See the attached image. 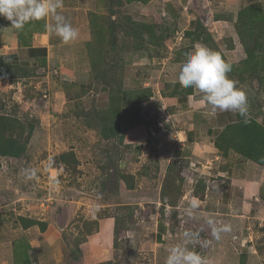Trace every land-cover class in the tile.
I'll return each instance as SVG.
<instances>
[{
    "label": "rangeland",
    "instance_id": "374dc122",
    "mask_svg": "<svg viewBox=\"0 0 264 264\" xmlns=\"http://www.w3.org/2000/svg\"><path fill=\"white\" fill-rule=\"evenodd\" d=\"M125 2L63 0L58 11L79 31L70 43L49 30L51 17L17 30L0 16V68L10 70L7 80L0 78V115L21 122L6 138L25 149L19 158L0 156V264H15L17 246L26 247L33 264H82L80 255L74 257L77 239L95 233L99 220L110 215L116 218L114 254L103 264H166L175 246L198 253L207 264H264V221L221 204L222 193L235 192L218 172L232 166L236 153L225 156L215 139L205 144L198 136L195 141L204 144L195 150L201 149L202 155L197 158L195 152L193 158L190 152L183 154L190 149L183 150L172 138L174 128L191 124L203 133L206 116L208 125L214 120L204 94L193 88V100L202 101L179 112L166 97L186 93L188 88L178 82L180 70L187 54L203 45L222 52L234 67L229 77L247 92L253 110L264 113L257 78L238 80L245 49L254 47L256 38L250 34L243 41L237 28L239 12L255 3L264 5V0ZM194 22L209 39L193 42L185 37ZM9 34L30 46L47 45L51 37L49 59L17 70L5 59L11 49ZM50 95L62 100L56 109ZM117 108L121 112L115 118ZM225 114L235 121L237 112ZM147 123L156 131L149 133L154 143L143 145L139 156L129 151L126 158L119 136L106 141L102 134L108 124L120 131L131 129L139 142L144 128H150ZM64 152H74L78 164L62 163L59 156ZM26 169H36L37 178L28 179ZM124 174L127 183L120 181ZM21 217L46 223V230L24 229ZM224 226L230 230L218 231ZM50 230L60 232L65 246L48 247L51 242L42 238Z\"/></svg>",
    "mask_w": 264,
    "mask_h": 264
},
{
    "label": "crops",
    "instance_id": "0c3cea01",
    "mask_svg": "<svg viewBox=\"0 0 264 264\" xmlns=\"http://www.w3.org/2000/svg\"><path fill=\"white\" fill-rule=\"evenodd\" d=\"M9 38L11 39V41L9 40ZM8 40L11 43V49L9 50L10 52L8 56L7 54L4 55L7 56L5 58L6 62L11 66L31 68L35 67L36 64L40 62L43 63L45 60L49 59L48 57L50 56V47L52 45L51 37H49V43L47 45H36V43L38 42L32 44L31 46L28 45L27 42L23 43L22 41L21 43H19L15 40L14 36H11L10 34L8 35ZM19 45L24 46L25 48L21 49L20 47H18ZM88 77L89 79H91V74H89ZM83 92H85L84 89ZM176 92L173 94L174 97H166L167 103L172 105V107L170 108L176 107L178 108V112L180 111V107L181 109H183L184 106H187L188 110H190L193 106H196V103L198 101H202L201 99H198L197 101L193 100V97L195 96L194 92L190 95L186 93L181 94V92L179 91ZM50 97L53 100L51 105L53 106V109H56L58 105L61 104L60 102L62 100L59 97L57 98L58 100H55L54 96L52 97V95H50ZM248 108L249 109L246 117L241 116L239 113H237L235 115V121L233 122L243 119H254L260 125L264 126V113H261L257 110L254 111V108L251 106H248ZM200 109L204 108L201 107ZM207 109L205 110L206 113L208 111ZM198 110L196 108H193L194 112ZM169 114L171 115V111L169 112ZM172 115L180 116L179 113L177 115H175V113H172ZM210 115L214 117V120L208 125L207 123L209 117H207L208 115L206 116V128L203 129V133H197L195 128H192L191 124L188 127L180 128L177 131L174 128L172 138L175 140L176 144L181 146L183 150L186 148L190 149V151L185 150V153L183 154H187V152H190L189 156H193V158H195L194 153L196 152L198 155L197 158H200L202 155V151L201 149L200 152H197L196 150L201 148V145H203L204 142H206L205 144H207L208 139H216V137L225 129V127L231 123V118H228V116L225 114V111H217L216 115H213L212 113ZM130 130L124 128L121 133L123 136V142L120 143V150L121 153H124L126 158L128 157L127 155H129V151H132L134 155H141V151L144 149V146L145 148H147L148 145L154 143L152 141V136H150L149 133L152 134L156 132L155 130H153V126H150V128H144L145 136L141 138V141L137 142L138 140H135V138H133V135L129 132ZM165 130L166 128H160L159 130H157V132ZM198 136H203L204 138V142H199L201 145L198 143V141H195V138ZM110 140L111 139H109L108 141ZM209 147L211 148V146ZM180 154L182 155V153H179V155ZM236 155L237 159L232 163V166L224 169V173H222L221 171L218 172L221 173L218 174V178H225L228 179V181H231L230 185L232 187V190L235 192L233 194H231L232 191L222 193L221 204L227 207L230 206L229 208L233 207V211L244 213L245 215L247 214L252 216L253 214V219L264 221V167L248 159H245L240 154L236 153ZM182 158L186 159V157ZM122 160L124 159L122 158ZM120 165L123 166L124 162H122ZM204 168L207 169V166ZM254 185H256V189L253 190L252 187ZM132 188L135 189V187ZM128 189L131 190L130 187H128ZM252 196H255V201H252ZM212 212L215 213L216 211L213 210ZM115 226V216L110 215L104 219L99 220L98 229L95 231V233H92V235H87L86 241L83 242L78 248L80 251V258H82V260L80 261L82 262V264H103L105 261L112 260L111 257L114 254L113 251L115 244ZM60 238L61 234L59 231L50 230L42 239H44V242L46 243L51 242L50 244H48V247L57 248L59 245H61L62 248L63 246H65V243L61 239L60 244ZM31 260H33L32 257Z\"/></svg>",
    "mask_w": 264,
    "mask_h": 264
},
{
    "label": "trees",
    "instance_id": "16d2710c",
    "mask_svg": "<svg viewBox=\"0 0 264 264\" xmlns=\"http://www.w3.org/2000/svg\"><path fill=\"white\" fill-rule=\"evenodd\" d=\"M125 1H126L125 3L128 4L141 3L143 5H147L152 0H125ZM193 25H194L193 30L191 29L188 30L185 33V37L191 38L193 42L201 41L200 39L202 37L204 41L206 39H209L208 32H206V30L199 24V22H194ZM263 25H264V5L261 2L255 3L253 5H250L242 9L238 14L237 28L238 31L240 32L239 35L242 37V40L247 41V39L250 37V34H252L251 37L256 38V40L254 39L255 46L252 48L247 47L245 49V53L247 54V59L243 61V64L240 69L241 73L238 76V80L239 82H244L246 75H250L252 77L257 78V81L259 82L258 84L260 85V87L262 86L263 88L262 94L259 95H262L264 98V36L258 40L261 34L264 35ZM132 28H135L134 24ZM145 28L146 27L143 26V28L140 30H143ZM148 28L149 27H147V29ZM165 38H168V36H165ZM208 42L209 41H206V43ZM214 51L218 52L222 56V52L219 51L218 49ZM16 69L21 70L25 68L17 66ZM232 70H234L233 66H232ZM7 72H10V70L6 68V71H3L0 68L1 80H7V75H8ZM92 75L94 78L93 73ZM231 76L233 77L235 76L234 72L231 74ZM14 77L15 76L12 77L10 75V78H14ZM193 92H194L193 88L190 87L186 91V94L190 95ZM150 94L148 95V98L151 97ZM140 103L141 100L139 102V105ZM251 103L252 102L248 100V106H251ZM115 110H116V114H115L116 116L114 117L117 118L120 115L121 109L117 108ZM246 120L247 123H245V119H243L228 124L225 127V129L216 137L214 141L215 147L219 150H222L225 156H228L230 152H235L237 154L242 155L245 159H248L264 167V126L260 125L254 119H249V120L246 119ZM105 121L112 122V120L109 119H106ZM147 125L149 127L151 126L150 123H147ZM20 126H21V122L15 117H11L8 115H0V156L19 158L22 155V152H24L25 150L24 147L15 144L14 142H11L10 139L7 140L6 138V134L8 132H12L14 131V128L17 127L19 128ZM32 128L34 127L32 126ZM123 129L124 128H121L120 131L119 128H115L114 126H109L108 124H106L102 129L103 132L102 134L107 140L117 138L119 136V141L120 143H122L123 136L121 133ZM157 130H159V128H157ZM59 160L66 165L78 164V159L74 152L62 153L59 156ZM127 177L128 176L124 174L120 178V181L127 183L128 180ZM128 187H130V189H133L132 188L133 185L130 186L128 185ZM20 220L22 223V227L24 229H29L33 226H39V228L42 231H45L47 227L46 223L37 221L35 219L21 217ZM86 236L84 238L77 239L78 246H80L83 242L86 241ZM25 248L19 250V246H17L14 255L15 264H32L31 256H29V254L24 251ZM74 254H75L74 257L78 258V256L80 255L79 249H78V254L76 252ZM21 255H24L25 259L23 258V260H21Z\"/></svg>",
    "mask_w": 264,
    "mask_h": 264
},
{
    "label": "clouds",
    "instance_id": "9594fccd",
    "mask_svg": "<svg viewBox=\"0 0 264 264\" xmlns=\"http://www.w3.org/2000/svg\"><path fill=\"white\" fill-rule=\"evenodd\" d=\"M62 6L63 0H0V16L6 18L17 30H22L26 24L33 21L51 17L54 23L49 26V30L64 43H70L78 39L79 31L60 14L58 10ZM231 71L232 64L221 54L200 45L187 54L178 82L182 88L192 87L203 93V98L211 106L213 114L217 111H232L246 117L248 95L237 86V81L229 77ZM25 172L28 179L37 178L36 169H26ZM95 211H99V208ZM229 230L228 226H224L218 231ZM185 236L191 237V234L185 233ZM166 264H207V261L186 247L175 246L170 249Z\"/></svg>",
    "mask_w": 264,
    "mask_h": 264
}]
</instances>
